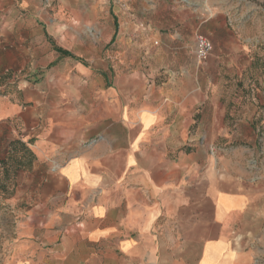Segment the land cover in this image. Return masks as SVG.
Returning <instances> with one entry per match:
<instances>
[{"label": "crops", "instance_id": "1", "mask_svg": "<svg viewBox=\"0 0 264 264\" xmlns=\"http://www.w3.org/2000/svg\"><path fill=\"white\" fill-rule=\"evenodd\" d=\"M62 11L0 0V162L17 138L34 154L0 192V264H264V156L239 147L258 105L217 82L244 55L227 12L173 14L133 71L75 59Z\"/></svg>", "mask_w": 264, "mask_h": 264}, {"label": "rangeland", "instance_id": "2", "mask_svg": "<svg viewBox=\"0 0 264 264\" xmlns=\"http://www.w3.org/2000/svg\"><path fill=\"white\" fill-rule=\"evenodd\" d=\"M43 1L51 8L63 10L53 21V36L62 31L60 38L56 40L60 41L75 59L85 63L88 69L106 66L107 60L112 66L121 65L119 69H122L126 62L131 65L133 71H139L140 66L149 67L143 63L145 53L141 51L140 41L148 39L153 43L151 37L162 27L165 20H172L174 14L179 25L180 10L183 8L194 14L209 13L214 9L225 10L231 20L228 28H239V46H243L244 55L239 58L241 74L229 77L225 74L217 79L226 91L222 101L228 105L239 102L258 105L253 129L255 134L262 136V140L251 144L241 143L239 147L247 148L249 145L250 150L255 153L254 157L259 151V157L264 156V0ZM114 18L118 33L114 41L107 43L109 33L114 29ZM189 19H192V16ZM129 39L135 44L133 47L124 45V40ZM148 54V62H153L155 52ZM6 184L11 183L7 181Z\"/></svg>", "mask_w": 264, "mask_h": 264}, {"label": "trees", "instance_id": "3", "mask_svg": "<svg viewBox=\"0 0 264 264\" xmlns=\"http://www.w3.org/2000/svg\"><path fill=\"white\" fill-rule=\"evenodd\" d=\"M33 160L34 154L26 142L18 138L12 140L7 155L0 162V192H9L17 170L29 168ZM7 181H10L11 184H6Z\"/></svg>", "mask_w": 264, "mask_h": 264}, {"label": "built area", "instance_id": "4", "mask_svg": "<svg viewBox=\"0 0 264 264\" xmlns=\"http://www.w3.org/2000/svg\"><path fill=\"white\" fill-rule=\"evenodd\" d=\"M212 49L213 44L207 36L203 34L196 35L194 53L198 61H204L207 59Z\"/></svg>", "mask_w": 264, "mask_h": 264}]
</instances>
